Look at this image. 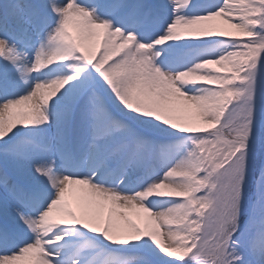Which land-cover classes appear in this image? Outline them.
Wrapping results in <instances>:
<instances>
[{
    "label": "snow or ice",
    "instance_id": "1",
    "mask_svg": "<svg viewBox=\"0 0 264 264\" xmlns=\"http://www.w3.org/2000/svg\"><path fill=\"white\" fill-rule=\"evenodd\" d=\"M0 264H264V0H0Z\"/></svg>",
    "mask_w": 264,
    "mask_h": 264
}]
</instances>
